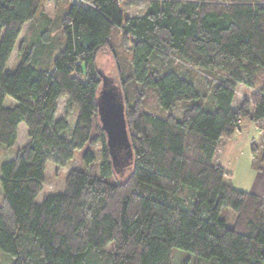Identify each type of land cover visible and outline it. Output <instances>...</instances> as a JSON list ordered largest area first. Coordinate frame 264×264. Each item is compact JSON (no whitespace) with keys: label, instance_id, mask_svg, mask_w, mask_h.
Here are the masks:
<instances>
[{"label":"trees","instance_id":"trees-1","mask_svg":"<svg viewBox=\"0 0 264 264\" xmlns=\"http://www.w3.org/2000/svg\"><path fill=\"white\" fill-rule=\"evenodd\" d=\"M50 1L0 0V147L20 124L27 135L0 164V249L12 264H171L173 248L193 264H264V199L215 160L241 121L264 118V0H145L137 13L128 0H67L54 18ZM104 76L131 153L116 182L104 129L91 133ZM240 86L252 91L234 106ZM64 96L72 126L56 118ZM87 142L83 159L91 166L99 146L100 171L72 168L62 192L36 202L46 163ZM250 150L264 166V140Z\"/></svg>","mask_w":264,"mask_h":264},{"label":"rangeland","instance_id":"rangeland-1","mask_svg":"<svg viewBox=\"0 0 264 264\" xmlns=\"http://www.w3.org/2000/svg\"><path fill=\"white\" fill-rule=\"evenodd\" d=\"M63 1L66 0L55 1L54 4H51L52 8L56 7L57 5V7L60 6L58 7V9H61L62 8L61 4L57 2H61L63 5ZM145 3H146L145 0H128L125 9L128 10L129 13L141 12L145 7ZM21 39L22 38H19L20 41ZM17 48L18 47H16L14 50L13 57L16 56ZM11 62L10 61L8 62L9 68L13 66V63ZM99 63H101L104 66L105 71L107 73H110V70L113 67V60L111 57H101L99 59ZM243 89H250V88H243L241 86L238 88L235 100L233 102L234 106H237L238 103L247 95L246 93L243 92ZM11 100H12L11 98L7 97L4 101V104L7 105ZM97 102H98V109L96 115L94 116L91 133L94 134L96 131L95 129L96 122H98L102 128L106 121H108L111 124L113 129L112 136L106 130H104L108 142L110 160L112 162V172L109 175H106L105 178L111 182H116L118 180L126 178L129 175L131 171L132 162H130V156L121 135V123H120L121 104H120L119 96L116 91V87L112 83L110 77L107 76L103 77L101 85L97 92ZM58 104H59L60 113L68 115L70 126H72L75 120L77 106L74 103L68 104L67 97L65 96L59 100ZM178 105L183 106V102H179ZM236 131L238 132V130ZM17 136L18 137L16 139V144L14 146L10 148H5L2 146L0 147V164L9 158H12L15 155L18 147L21 146L27 139L26 132L22 128L19 129ZM236 137L237 135L234 136L232 141L235 144H237V146L234 148L235 150H232V154H231L232 156L229 157L230 164L232 163L234 164V165H229L231 166L232 168L231 170L233 173V175L231 176V181L232 184L234 183L236 186L247 187L248 186L247 179L249 178L247 153L251 154V150L248 149V151H245V153L242 154L244 152L243 149L241 148L242 147L241 144L243 143V140ZM89 147L90 146L87 142L81 148L76 149L73 156L68 161H66V163L62 166H56L53 162L50 161L46 163V170H45L46 179L44 181L41 193L36 198V202L40 203L43 197L46 195L56 192H62L64 190L65 177L72 168H76L79 170L83 169L86 171L94 169L97 171V173L100 171L99 163L101 161V158H100L99 146L93 147V154L95 155V159L91 166L83 159V155ZM240 154H242L241 157H237ZM256 161L257 158L253 160L254 164L252 166H254V168L260 169L259 164H256ZM221 215L227 218L228 225L232 224L233 212L231 209L229 208L222 209ZM0 258L2 264L13 263V257L3 252L1 249H0ZM193 263H194V257L191 253L177 248L172 249L171 264H193Z\"/></svg>","mask_w":264,"mask_h":264},{"label":"crops","instance_id":"crops-1","mask_svg":"<svg viewBox=\"0 0 264 264\" xmlns=\"http://www.w3.org/2000/svg\"><path fill=\"white\" fill-rule=\"evenodd\" d=\"M54 2L55 1H50L49 3L44 4V11L50 18H54V16L56 15V13L58 11L65 9L69 4V2L67 0L63 1V5L61 2H57V3L61 4V6H62L61 9H58V7H60V6L57 7V5H56V7L52 8L51 4H54ZM27 27H28V22H26L23 25L21 32H20V35H19V38H22V36L26 32ZM19 38H18V41H20ZM15 48H14V50H15ZM14 50L12 51V54H11V57L9 60L10 62L12 61L11 63L14 62V57H15V56L13 57ZM243 88H245V87H243ZM249 90H251V89H243V92L248 95ZM59 100H58V102H59ZM12 103L13 102H11L10 104H12ZM63 115L64 114L60 113L59 104H58V110H57L56 118L62 117ZM20 128H22L26 132V127L23 124L19 125L18 132H19ZM237 130H238V132L235 131L230 138H227L222 142L221 147L218 150V152L216 153V157H215L216 162L223 165L227 169V171H229L230 175H229L227 180L231 184H232L231 176L233 175V173L231 170L232 168L229 165H234V164L233 163L230 164L229 157L232 156L231 155L232 150H235L234 148L237 146V144H235L232 141V139L234 138L235 135H237L236 138H240L241 140H243V143L241 144V146H242L241 148L244 151L242 154H244L245 151H248V149H250V144H251L252 140H254V141L264 140V118L260 119L257 122H254L253 120L241 121L239 123V128ZM217 154H218V156H217ZM242 154L238 155L237 157H241ZM247 159H248V167H249V178L247 179V185L248 186L247 187H239V186H236L234 183H233V185L238 187V188L244 189L246 191L257 193L260 196H262L264 199V166H261L260 169L254 168V166H252V156L249 153H247Z\"/></svg>","mask_w":264,"mask_h":264},{"label":"water","instance_id":"water-1","mask_svg":"<svg viewBox=\"0 0 264 264\" xmlns=\"http://www.w3.org/2000/svg\"><path fill=\"white\" fill-rule=\"evenodd\" d=\"M119 96V95H118ZM119 100H120V98H119ZM121 104V103H120ZM122 108V107H121ZM120 123H121V135H122V138H123V141H124V143H125V145H126V148H127V150H128V153H129V156L131 155V153H130V148L128 147L129 146V144H128V141L126 140V130H125V123H124V121H123V118H122V114H121V111H120ZM103 129L104 130H106L109 134H111V136H112V126H111V124L108 122V121H106L105 122V124L103 125Z\"/></svg>","mask_w":264,"mask_h":264}]
</instances>
